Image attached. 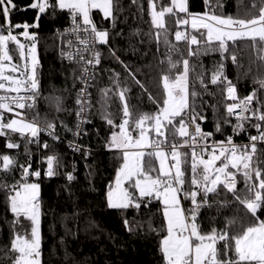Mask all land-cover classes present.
<instances>
[{"label": "snow or ice", "instance_id": "1", "mask_svg": "<svg viewBox=\"0 0 264 264\" xmlns=\"http://www.w3.org/2000/svg\"><path fill=\"white\" fill-rule=\"evenodd\" d=\"M129 3L139 12L144 11L141 0ZM147 3L152 29L147 35L155 40L157 51L161 44L167 49L165 59L160 61L167 64V70L160 77L163 96L159 99V93L149 91L112 45L125 0H31L24 6L15 0H0V137L5 138L6 149L18 150L16 155L0 153V194L6 211L12 215L11 238L0 245V262L42 264L41 182L44 177L62 174L69 184L76 180L75 165L71 171L61 173L64 161L55 151L41 157L46 168L34 167L29 145L52 148L46 140L41 143V135L47 133L53 142L62 141L57 132L62 128L74 137L68 141L73 153L87 160L91 149L75 138L87 134L83 125L91 123L89 117L95 114L110 129H118L110 131L105 147L120 152L123 161L108 185L106 206L123 214L142 207L151 211L154 201L161 203L158 227L152 216L146 223L123 216L122 223L130 234L146 228L158 236L163 264H264V0H249L243 17L224 14L222 0H215V4L204 0L207 10L203 13L190 12L189 0ZM30 9L36 11L33 22H13L14 12ZM217 9L221 10L219 14ZM49 11L54 15L66 11L70 18V27L55 34L61 38L60 58L73 65L72 89L81 85L74 93L75 108L65 106L64 93L71 94L69 89L60 94V90L53 89L47 96L42 90L39 41L34 29L40 27L42 14ZM96 13L101 17L99 21L94 18ZM105 22L110 26H104ZM172 26L176 29L175 43L169 39ZM181 42L187 46V55L178 46ZM244 51L252 55L241 76L252 75L253 64L256 74L252 75V90L241 96L237 84L226 74V62L243 68ZM105 54L123 67L127 74L124 81H131V85L121 81L120 72L106 69L110 86L99 88L93 103L89 89L102 75L98 69ZM213 54L220 59L206 80L200 58ZM193 60L200 61L199 72ZM197 85L203 91H198ZM209 85L215 86L216 92H211ZM132 86L141 90V96L147 94L156 106L154 112L137 114L138 106L129 103ZM205 95H219L221 99L209 105L203 100ZM41 100L57 114L54 118L41 117ZM114 103L118 104L115 111ZM207 107L212 109L214 131L202 127L208 119ZM116 111L120 113L119 123ZM9 113L11 118L6 115ZM61 113L75 115L74 128L60 120ZM226 126L232 129L230 135L226 134ZM249 129H255L256 134H249ZM136 132L138 138L133 136ZM217 133L223 139H214ZM241 134H248V143H236L235 138ZM17 135L19 139H13ZM153 159L159 162L158 168ZM91 176L89 171V182ZM241 182L243 187L239 188ZM213 207L217 216L224 209L233 210V215L224 216L222 221L212 217V226L205 231L200 223L202 210Z\"/></svg>", "mask_w": 264, "mask_h": 264}, {"label": "trees", "instance_id": "2", "mask_svg": "<svg viewBox=\"0 0 264 264\" xmlns=\"http://www.w3.org/2000/svg\"><path fill=\"white\" fill-rule=\"evenodd\" d=\"M19 6L27 5L31 0H15ZM144 11L139 12L135 5H131L129 0H125V11L120 14L117 27L113 32L112 45L117 50V55L128 64L133 71H137V77L144 81L153 95L159 93L158 99L163 96L162 83L160 77L167 70V64H161L160 61L165 59L167 49L163 44L157 51L155 40L147 35L152 31L150 24V16L148 14L147 0H141ZM168 2V0H165ZM211 4H215V0H210ZM224 4L223 12L226 15L244 16V7L249 0H222ZM239 6V7H238ZM189 10L193 13H203L207 10L204 0H189ZM221 10L217 9V14ZM36 11L28 10L27 12H14L12 15L13 22H33ZM94 18L99 21L100 15L96 13ZM167 19V18H166ZM69 23L67 12H59L54 15L50 11L42 14L40 27L34 29L38 35L37 54L40 61V77L42 90L45 96L53 89L60 90L57 94L67 88L69 93L65 95V106L75 108L74 93L78 89H72V81L70 71L73 65L65 62L60 58L61 38L57 36L56 30L62 31ZM170 25L174 22L169 20ZM106 27L110 25L105 22ZM175 27H171L169 39L175 43L174 32ZM22 31V29L17 30ZM30 31H33L30 29ZM116 32H122V35H115ZM139 32L138 35L133 33ZM23 37L21 40L23 41ZM187 55V46L181 42L178 45ZM241 63L243 68H236L230 61L226 62V74L237 84L238 94L241 96L249 94L252 90V75L256 74V66L252 65V75L243 78L241 74L247 70L250 64V51H244ZM179 59V57H173ZM218 54L203 56L200 58L204 65L206 80L210 78L213 65L219 61ZM200 61L193 60L192 63L197 64L196 71L199 72ZM106 69H114L121 73V81L131 85V81H124L127 75L121 65L107 58L103 59L98 71L102 73L96 86L90 88L92 100L95 103L98 97L99 88L110 86L108 79L109 73ZM66 77L68 79L66 80ZM198 91H203L197 85ZM211 92H216V87L209 85ZM221 99L219 95L213 97L205 95L203 100L208 104L216 103ZM129 103L137 105V114L140 112H154L156 106L149 101L147 94L141 96V90L132 86L129 93ZM197 103H200L198 100ZM118 108V104L113 105V110ZM38 110L43 118L45 115L49 119L54 118L57 114L44 101L38 104ZM221 112L223 108L221 107ZM11 116L12 114H6ZM206 115L208 119L202 124L205 131H214V122L212 117V109L207 107ZM116 123L120 122V113L116 111ZM29 118H31L29 116ZM60 120H63L69 127H73L76 121L74 114L61 113ZM92 122L83 125L86 135L75 138L77 143L83 144L91 149V156L85 160L79 153H73L67 142L73 140L74 137L70 132H64L62 128H58L57 132L62 136V141L53 142L51 137L44 133L41 135V143L47 141L53 147L45 150L38 144H31L33 166L43 170L44 164L41 163V157L52 154L55 151L59 154L63 161L64 167L60 169L61 173L71 171L75 165L76 180L71 184L66 180L65 175H59L53 178L44 177L41 182L40 199L42 202L41 214V262L42 264H163L161 253L159 251V237L143 228L139 233L130 234L123 226V216L128 219L135 218L141 222H147L148 217L152 216L155 226H159L162 220L161 213L158 209L162 205L158 201H154L149 209L141 208L140 210L129 209L123 214L117 210H110L106 206L105 195L108 185L113 182V178L118 167L122 163L121 153L118 151H110L105 147V141L110 135L109 126L100 119L99 115H91L89 117ZM235 122V121H233ZM256 132L255 129H249V134ZM232 133L231 127L226 126V134ZM138 132L133 133L137 136ZM150 139L152 133H149ZM13 139L18 140L19 136ZM221 140L223 137L217 133L214 137ZM238 141L248 139V134H241L235 138ZM5 138L0 137V153L16 155L18 150H8L5 148ZM21 153L23 149L19 150ZM21 156V162H23ZM153 164L158 168L157 161L153 159ZM91 165V169L87 166ZM92 172L91 182L86 177ZM155 175V173H153ZM19 178V173L15 174ZM239 188L243 187V183L238 184ZM220 199H223L221 194ZM231 199V196H229ZM185 207L189 206V202H183ZM233 215V210L224 209L220 216H217V209L202 210L200 223L205 231L210 229L212 217L217 216L221 220L224 216ZM264 218V217H262ZM12 219L11 213L6 211L3 195L0 194V245L7 244L10 240L9 222ZM27 224V222H25ZM0 264H8V262H0Z\"/></svg>", "mask_w": 264, "mask_h": 264}, {"label": "built area", "instance_id": "3", "mask_svg": "<svg viewBox=\"0 0 264 264\" xmlns=\"http://www.w3.org/2000/svg\"><path fill=\"white\" fill-rule=\"evenodd\" d=\"M67 27H70V18H69V23H68V25H67L65 28H67ZM65 28H64V29H65ZM64 29H63V30H64ZM63 30H62V31H63ZM73 39H74V38H73ZM65 61L68 63L67 60H65ZM80 87H81V85L79 84L78 89H79ZM0 94H2V92H0ZM13 95H14V94H13ZM202 127H203V126H202ZM227 134L230 135L231 133H227ZM255 134H256V132L252 133V135H255ZM235 140H236V139H235ZM236 143H239V144H246V143H248V139L245 140V141H241V142L238 141V140H236ZM147 151H151V149H146V152H147ZM44 168H46V164L44 165ZM44 168H43V169H44ZM74 174H75V173H74Z\"/></svg>", "mask_w": 264, "mask_h": 264}, {"label": "rangeland", "instance_id": "4", "mask_svg": "<svg viewBox=\"0 0 264 264\" xmlns=\"http://www.w3.org/2000/svg\"><path fill=\"white\" fill-rule=\"evenodd\" d=\"M135 137V136H134ZM136 138H138V135L136 136ZM135 150V149H134ZM144 151H146V149H144ZM123 162V161H122ZM122 164V163H121ZM157 166L159 167V162L157 161ZM120 167V166H119ZM118 167V168H119ZM117 172V171H116ZM115 176H116V173H115ZM115 176H114V178H115ZM114 178H113V181H114Z\"/></svg>", "mask_w": 264, "mask_h": 264}, {"label": "crops", "instance_id": "5", "mask_svg": "<svg viewBox=\"0 0 264 264\" xmlns=\"http://www.w3.org/2000/svg\"><path fill=\"white\" fill-rule=\"evenodd\" d=\"M9 118H11V116H9ZM149 139H150V135H149Z\"/></svg>", "mask_w": 264, "mask_h": 264}, {"label": "bare ground", "instance_id": "6", "mask_svg": "<svg viewBox=\"0 0 264 264\" xmlns=\"http://www.w3.org/2000/svg\"><path fill=\"white\" fill-rule=\"evenodd\" d=\"M65 61V60H64ZM66 62V61H65ZM67 144H68V142H67Z\"/></svg>", "mask_w": 264, "mask_h": 264}]
</instances>
